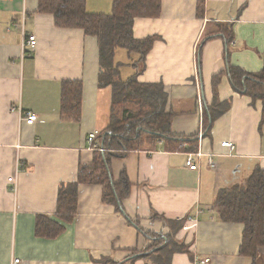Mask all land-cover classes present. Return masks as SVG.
<instances>
[{
	"label": "crops",
	"instance_id": "crops-1",
	"mask_svg": "<svg viewBox=\"0 0 264 264\" xmlns=\"http://www.w3.org/2000/svg\"><path fill=\"white\" fill-rule=\"evenodd\" d=\"M112 1L86 0V10L109 14ZM198 1L161 0L158 17L134 19V38L155 37L144 59L121 48L114 57L122 79L138 69L139 82L162 84L171 135L197 138L196 150L167 151L159 141L153 150L112 158V180L124 171L129 194L115 205L103 200L101 184L79 183L77 211L64 222L55 214L58 190L102 152L87 136L97 130L94 142L104 148L99 137L109 123L112 89L99 85L96 37L55 27L52 15L36 12L37 0H0V264L15 257L19 264L253 263L239 253L243 224L221 220L213 204L219 190L264 169L262 101L233 90L226 74L234 65L264 76V0H203L201 17ZM27 35L36 38L29 56ZM220 71L215 95L211 79ZM65 79L82 83L78 121L59 112ZM28 113L36 118L28 120ZM195 152L201 155L190 169L186 158ZM38 214L61 224L63 233L36 236ZM258 251L254 264H264V248Z\"/></svg>",
	"mask_w": 264,
	"mask_h": 264
},
{
	"label": "trees",
	"instance_id": "trees-1",
	"mask_svg": "<svg viewBox=\"0 0 264 264\" xmlns=\"http://www.w3.org/2000/svg\"><path fill=\"white\" fill-rule=\"evenodd\" d=\"M36 12L52 15L55 27L79 28L85 35L96 37L100 66L99 85H110L112 89L109 123L99 137L106 150L95 151L92 163L80 167L76 180L63 184L58 190L55 214L64 222H71L77 211L76 185L79 183L101 184L104 190L103 200L114 202L115 205L117 201L120 204L129 194L131 184L124 171L117 182L112 180L109 171L112 158H122L143 146L153 150L159 141L167 151H195L197 138L186 139L171 135L173 113L166 110L167 95L161 83L139 82L136 77L138 69L136 74L122 79L119 64L114 61L117 48L126 50L128 54L137 53L140 59H144L155 37L134 38V19L158 17L161 0H113L109 14L88 12L86 0H37ZM196 14L203 16V0L197 2ZM224 35L229 42L227 38L231 35V30ZM223 73L224 71H220L212 76L211 84L215 95ZM226 74L233 90L244 93L253 100L262 101L263 122L264 76L244 72L234 65L228 66ZM81 99V81L62 80L59 107L62 118L78 121L81 116ZM202 127L209 132V117L205 113ZM184 142L188 144L187 149L183 146ZM213 207L221 220L243 224L239 253L252 258L254 264L258 249L264 248V169L254 170L239 185L219 190ZM63 231L64 227L47 215L36 216V236L54 239ZM171 243L173 241L167 246ZM174 244V249L187 251L186 246Z\"/></svg>",
	"mask_w": 264,
	"mask_h": 264
},
{
	"label": "built area",
	"instance_id": "built-area-1",
	"mask_svg": "<svg viewBox=\"0 0 264 264\" xmlns=\"http://www.w3.org/2000/svg\"><path fill=\"white\" fill-rule=\"evenodd\" d=\"M35 45H36L35 36L34 35H27L23 41V46L27 47L24 50V55H27V56L31 55V52L34 50ZM35 118H36V115L34 113H28V115H27L28 120H34ZM97 134H98L97 130L90 132L87 136V142H88V145L90 147H92L93 149H98V150L103 152L104 148H102V147L99 148L98 145L94 142ZM221 146L231 149V148H233V143L229 142V141H222ZM200 155H201L200 152L188 153L187 158H186V162H185L186 166H188L190 169H196L197 165L195 163H193V156H200ZM209 161L211 162L210 159H209ZM211 165H213V164L211 163ZM7 181L12 184L13 189L16 188L15 176L8 177ZM205 261H207V259ZM19 262H20L19 258L15 257V258H13V260L11 261L10 264H19Z\"/></svg>",
	"mask_w": 264,
	"mask_h": 264
}]
</instances>
